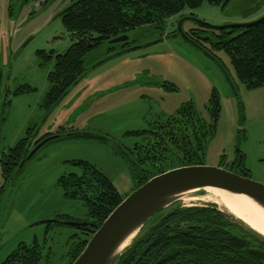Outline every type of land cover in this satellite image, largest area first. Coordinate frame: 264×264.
<instances>
[{
  "label": "rangeland",
  "instance_id": "obj_1",
  "mask_svg": "<svg viewBox=\"0 0 264 264\" xmlns=\"http://www.w3.org/2000/svg\"><path fill=\"white\" fill-rule=\"evenodd\" d=\"M73 1L0 0V185L5 182L2 154L30 128L35 127L34 141L62 127L64 133L92 134L53 140L21 170L15 169L0 200V264L19 243L35 240L42 246L40 264H68L70 236L76 228L55 224L48 229L47 220L63 213L86 217L83 199L66 196L58 184L62 175L82 172L72 160L94 164L126 197L135 181L121 148L141 141L131 131L148 128L159 116L174 114L188 102L210 120L208 105L214 88L221 113L204 164L226 163L240 169L237 165L242 161L251 178L264 183V84L243 83L230 55L204 40L211 29L192 19L215 25L252 21L264 15V0H230L227 5L205 0L163 23L136 27L128 34L129 47L105 41L86 55L89 71L49 106L46 94L55 57L46 61L38 50L64 52L76 41L60 15ZM180 22L184 32H197L213 53L185 37ZM23 85L33 88L16 94ZM178 201L187 206L216 203L228 210L211 199L208 189L185 193Z\"/></svg>",
  "mask_w": 264,
  "mask_h": 264
},
{
  "label": "trees",
  "instance_id": "obj_2",
  "mask_svg": "<svg viewBox=\"0 0 264 264\" xmlns=\"http://www.w3.org/2000/svg\"><path fill=\"white\" fill-rule=\"evenodd\" d=\"M204 1L74 0L60 15L66 28L77 36L76 41L64 52L38 50V55L46 61L53 54L55 57V67L49 73L50 87L46 94V104L54 105L73 83L89 71L85 57L98 45L118 35L129 34L141 25L163 23L167 17L181 13L185 8H197ZM207 1L227 5L230 0ZM206 28L211 29V34L205 36L204 40L215 49L222 48L230 55L243 83L248 87L264 84V20L246 28ZM186 34L213 53L197 32ZM129 46L131 41L122 43V48ZM32 88L30 85L20 86L16 94ZM171 88L176 89L175 84H171ZM208 111L210 120L198 113L192 102L184 103L176 113L159 116L148 128L131 131L141 141L121 150L129 162L135 181L134 189L169 169L204 164L221 113V101L216 88L212 91ZM33 129L35 127L30 128L25 137L2 154L5 182L0 185V200L6 183L18 168L16 162H20L38 141L53 134L48 132L32 142L33 137L37 136ZM63 129L65 127L56 133H64ZM72 162L79 165L82 172L62 175L58 184L66 196L83 199L87 207L86 217L75 218L63 213L47 220L48 229L55 224H68L76 228L70 236L72 244L68 252V264L73 263L96 227L125 198L112 180L94 164L83 159ZM221 166L231 169L226 167V163ZM237 167L240 169L235 167L231 170L251 177L242 161ZM42 258V246L37 240L32 244L21 242L1 264H40ZM114 264H264V235L216 203L187 206L176 201L142 227Z\"/></svg>",
  "mask_w": 264,
  "mask_h": 264
},
{
  "label": "water",
  "instance_id": "obj_3",
  "mask_svg": "<svg viewBox=\"0 0 264 264\" xmlns=\"http://www.w3.org/2000/svg\"><path fill=\"white\" fill-rule=\"evenodd\" d=\"M192 19L199 25L223 30L250 27L263 21L264 15L252 21L224 25L211 24L197 18ZM178 28L185 37L206 51L204 47L182 30L181 22ZM129 38L128 34H121L109 39V42L124 43L128 42ZM137 47L139 46L131 48L136 49ZM82 135L92 136L91 133L76 131L48 135L37 142L20 162H16L19 170L47 143ZM206 187H216L231 193L246 194L264 207V183L249 176L239 174L220 165L193 164L175 167L151 177L128 194L102 224L96 227L87 245L72 264H114L124 249L153 216L178 201L185 193L206 189ZM72 224L78 225L76 222H72ZM127 241L129 242L127 243Z\"/></svg>",
  "mask_w": 264,
  "mask_h": 264
},
{
  "label": "bare ground",
  "instance_id": "obj_4",
  "mask_svg": "<svg viewBox=\"0 0 264 264\" xmlns=\"http://www.w3.org/2000/svg\"><path fill=\"white\" fill-rule=\"evenodd\" d=\"M206 189L210 191L213 201L223 204L230 212L244 220L250 227L264 234L263 206L243 193H231L216 187H206Z\"/></svg>",
  "mask_w": 264,
  "mask_h": 264
},
{
  "label": "flooded vegetation",
  "instance_id": "obj_5",
  "mask_svg": "<svg viewBox=\"0 0 264 264\" xmlns=\"http://www.w3.org/2000/svg\"><path fill=\"white\" fill-rule=\"evenodd\" d=\"M34 140H35V137H34V139H33V141H32V142H34ZM35 142H36V141H35ZM38 142H39V141H38ZM36 144H37V143H36ZM36 144H35V145H36ZM35 145H34V146H35ZM34 146H33V147H34ZM33 147H32V148H33ZM4 153H5V152H4Z\"/></svg>",
  "mask_w": 264,
  "mask_h": 264
}]
</instances>
